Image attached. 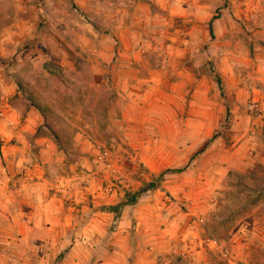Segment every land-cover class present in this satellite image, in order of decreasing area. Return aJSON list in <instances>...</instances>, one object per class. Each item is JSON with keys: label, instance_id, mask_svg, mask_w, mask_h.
I'll return each mask as SVG.
<instances>
[{"label": "rangeland", "instance_id": "obj_1", "mask_svg": "<svg viewBox=\"0 0 264 264\" xmlns=\"http://www.w3.org/2000/svg\"><path fill=\"white\" fill-rule=\"evenodd\" d=\"M0 9V264H264V0ZM23 135L70 152L71 223L25 231Z\"/></svg>", "mask_w": 264, "mask_h": 264}, {"label": "crops", "instance_id": "obj_2", "mask_svg": "<svg viewBox=\"0 0 264 264\" xmlns=\"http://www.w3.org/2000/svg\"><path fill=\"white\" fill-rule=\"evenodd\" d=\"M18 8L20 7L14 6L12 12H19ZM4 13L6 12L0 9V14ZM63 23L69 26V23L65 20H63ZM258 91L259 97L256 99L258 107L261 112L263 111L260 114V117H262L264 114V87L259 88ZM36 110L30 107L26 112L25 120L26 122L31 121V128L41 124L44 120L42 114ZM23 137L25 149L30 147L31 150L24 152L22 160L24 170L21 180L23 184V208L21 212L26 218V222L34 223L33 227L32 224L27 225L26 223L25 231H32L36 223L43 225L48 219L49 221L62 224L71 223L74 209L81 212L83 209L88 208L87 204H85L88 201V196L85 195L86 190H84L87 186H82L81 182H74V176L71 172L73 169L68 166V163H72L69 162L70 152L60 147L49 136H35L33 144L26 135H23ZM82 156L85 157V155ZM261 158L264 159V156ZM80 166L82 165L77 164L76 168ZM86 181L87 177H85ZM197 224L195 233L200 235L201 233L199 232H208V223H205V225ZM50 228L57 229V227L52 225ZM183 236H186V233ZM187 236L185 238L189 237ZM211 242H214V240H211ZM184 250L186 249L184 248ZM128 264H131L130 260Z\"/></svg>", "mask_w": 264, "mask_h": 264}, {"label": "built area", "instance_id": "obj_3", "mask_svg": "<svg viewBox=\"0 0 264 264\" xmlns=\"http://www.w3.org/2000/svg\"><path fill=\"white\" fill-rule=\"evenodd\" d=\"M250 106H251L252 109H253V108H259V107H258V102L255 103V104H251ZM108 190H111V189H108Z\"/></svg>", "mask_w": 264, "mask_h": 264}, {"label": "trees", "instance_id": "obj_4", "mask_svg": "<svg viewBox=\"0 0 264 264\" xmlns=\"http://www.w3.org/2000/svg\"><path fill=\"white\" fill-rule=\"evenodd\" d=\"M133 199H134V198H133ZM131 203H134V200H132Z\"/></svg>", "mask_w": 264, "mask_h": 264}]
</instances>
